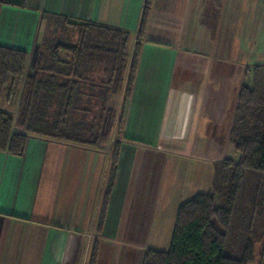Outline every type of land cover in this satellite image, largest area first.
<instances>
[{
  "label": "crops",
  "instance_id": "crops-1",
  "mask_svg": "<svg viewBox=\"0 0 264 264\" xmlns=\"http://www.w3.org/2000/svg\"><path fill=\"white\" fill-rule=\"evenodd\" d=\"M145 7L0 0V47L28 53L26 77L46 14L129 33L131 60L141 45L132 95L125 101L128 68L112 101L122 122L105 145L32 137L20 157L0 152V264H143L148 250L170 249L179 208L235 160L240 89L264 65V0H225L219 12L208 0H152L140 40Z\"/></svg>",
  "mask_w": 264,
  "mask_h": 264
},
{
  "label": "trees",
  "instance_id": "trees-1",
  "mask_svg": "<svg viewBox=\"0 0 264 264\" xmlns=\"http://www.w3.org/2000/svg\"><path fill=\"white\" fill-rule=\"evenodd\" d=\"M224 1L208 0L217 12ZM151 2L146 0L140 40ZM43 21L31 77H26L28 53L0 47V152L20 157L32 137L102 147L117 120L122 122L112 101L123 90L128 68L125 101L132 95L141 45L130 61L127 32L56 14L44 15ZM17 98L16 111L3 107ZM230 141L239 161L227 159L216 167L212 190L179 208L170 249L148 250L143 264H254L256 242L264 255V224L262 231L254 226L257 209L264 208V65L255 68L253 86L240 89ZM251 174L259 181L250 194L254 210L240 219L243 187Z\"/></svg>",
  "mask_w": 264,
  "mask_h": 264
},
{
  "label": "rangeland",
  "instance_id": "rangeland-1",
  "mask_svg": "<svg viewBox=\"0 0 264 264\" xmlns=\"http://www.w3.org/2000/svg\"><path fill=\"white\" fill-rule=\"evenodd\" d=\"M130 60H131V58H130ZM128 67H130V65H128ZM234 159L236 162H238L240 159V154L236 152V156L234 157ZM258 182L259 181L257 180V177H255L253 174L249 175V177L245 180V184L243 187L244 190L242 193L243 195L241 197L240 204H239V208H240L239 217H240V219H243V217L246 218L247 216L248 217L252 216V212L254 210L252 207V203L254 200L250 197V194L252 192H254ZM210 191H208V192H210ZM260 212H262V214H260ZM255 219H256L255 224H254L255 231H262L263 226H264L263 225L264 223L262 222V221H264V208H258L257 209L256 214H255ZM239 223H240V221H239ZM259 234H260V232H259ZM255 250H256V254H255L256 260H255L254 264H260L262 262V260L264 259L262 243L256 242L255 243Z\"/></svg>",
  "mask_w": 264,
  "mask_h": 264
}]
</instances>
